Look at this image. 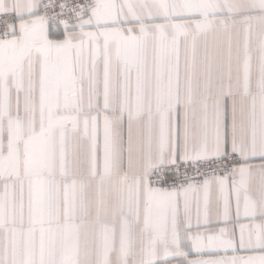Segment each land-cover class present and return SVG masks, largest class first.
<instances>
[{
	"label": "snow or ice",
	"instance_id": "snow-or-ice-1",
	"mask_svg": "<svg viewBox=\"0 0 264 264\" xmlns=\"http://www.w3.org/2000/svg\"><path fill=\"white\" fill-rule=\"evenodd\" d=\"M0 264H264V0H0Z\"/></svg>",
	"mask_w": 264,
	"mask_h": 264
}]
</instances>
